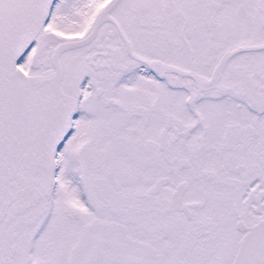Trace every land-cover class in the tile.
<instances>
[{
	"label": "flooded vegetation",
	"instance_id": "obj_1",
	"mask_svg": "<svg viewBox=\"0 0 264 264\" xmlns=\"http://www.w3.org/2000/svg\"><path fill=\"white\" fill-rule=\"evenodd\" d=\"M87 34V42L59 53L60 87L75 107L54 152L49 190L28 203L47 188L48 175L12 178L14 198L0 220L1 259L163 264L162 231L168 255L176 250L171 264H231L241 237L264 220V0H53L18 65L25 61L19 66L27 74H51L56 45ZM81 115L89 124L72 146L81 147L75 172L79 155L64 166L62 149ZM106 119L101 175L89 149L98 136L92 121ZM129 136L138 151L115 142L132 143ZM149 167L163 171L145 178L153 195L167 183L159 226L149 216L141 226L140 215L126 213L129 199L139 209L140 197L151 194L137 190L134 199L119 188L139 182ZM66 201L97 215L59 228ZM146 201L143 208L151 209ZM108 204L117 218L100 216Z\"/></svg>",
	"mask_w": 264,
	"mask_h": 264
},
{
	"label": "water",
	"instance_id": "obj_2",
	"mask_svg": "<svg viewBox=\"0 0 264 264\" xmlns=\"http://www.w3.org/2000/svg\"><path fill=\"white\" fill-rule=\"evenodd\" d=\"M51 1L0 0V219L14 198L11 181L18 172L48 175L47 188L33 194L28 203L47 194L54 152L75 107V98L60 87L59 53L87 42L89 34L56 45L51 74H27L17 65L46 18ZM0 263L5 264L1 257ZM232 264H264V220L242 236Z\"/></svg>",
	"mask_w": 264,
	"mask_h": 264
},
{
	"label": "rangeland",
	"instance_id": "obj_3",
	"mask_svg": "<svg viewBox=\"0 0 264 264\" xmlns=\"http://www.w3.org/2000/svg\"><path fill=\"white\" fill-rule=\"evenodd\" d=\"M22 65H25V61L20 62ZM19 63V65L22 67V65ZM77 122V128L75 129V131L73 132V134L71 135V137L69 138V140L66 142L64 148L62 149V158H63V164L64 166L67 163V160H69V158H71L73 156V153H76V155H79V157L75 156L74 159H72L73 161V169L71 171H78V164L80 162V151H81V147L78 148L76 151H73V147L72 146H79L81 143H78V140L80 139V141H83L84 139V134H83V127L84 126H88L89 124V120L87 117L85 116H80L79 118L76 119ZM93 125L92 127H96L98 129L97 133L98 136L93 137L91 139V146L92 149H89L90 154L92 156L91 158V168L97 170V172L99 174L103 173L102 169H103V165H104V160H101V148L102 146H104L105 142L108 141L109 139H107L108 133H106V135H102V133L107 132L108 131V121L107 119L104 121H96L93 120ZM136 122V121H135ZM133 122V123H135ZM130 122H128L127 125H129ZM101 134V136H100ZM128 138H130L132 140V143H126L127 138H119L117 140H115V142H120V145L123 147H121L122 149L127 148L125 147V145L127 144L128 146L132 147L133 150H137L136 148L137 145V141L134 140L133 136H129ZM154 140H158V138H152ZM111 142H113V140H111ZM117 144V145H118ZM130 150V148H128ZM163 154V153H162ZM84 164L86 166V155L84 156ZM137 167V166H136ZM150 171H143V176H140L141 178L139 179V182H133L130 184V182L125 183L124 185H121L119 188L121 189V191H123L124 196L125 197H129V198H136L134 195L140 193L141 195H147V194H151L150 198H144V197H140V203H139V209L137 208L136 205H134V203L132 202L131 199H129L128 203L131 204V206H129V208L126 210L125 206H122V211L124 212L126 210V213L130 214L131 217L133 216H141L142 219V223L141 226H145L146 224V217L149 216L152 219H156L155 223L156 226L158 225V222L160 221V223H162L164 221V212L167 209L166 203H163V199L167 200V183L166 185H164L162 187V191H158L156 192V195H153L150 192V187L152 184H150L151 182L149 181L150 178H147V180H145L146 176L148 175H152V174H156V175H161L163 173V171L161 170H154L152 167H149ZM102 175V174H101ZM121 178V177H120ZM145 180V181H144ZM144 181V182H143ZM74 182V181H73ZM137 190L139 191L137 193ZM75 193V190H73ZM93 192V191H92ZM163 192V193H162ZM92 195H95V193L93 192ZM164 196V197H162ZM147 200V201H146ZM148 202L149 205H153V207L151 209H144L143 206L146 204L145 203ZM74 202H68L66 201V204L64 205H59V214H58V219L55 220V224H57V226L59 228H66L68 226L74 227V226H78L82 220H80V218H83L84 220L89 217H93L96 216L97 213L96 212H89L87 211L84 207H74ZM104 207L106 204H102ZM115 206L113 204H108V206L106 207V210L103 212H100V216L105 215V219L109 220V219H115L118 216L117 213L115 212ZM73 214H76L77 216L75 218H73ZM160 218V220L158 221V219ZM91 219V218H90ZM152 219L147 220V226H154V221ZM115 224V223H113ZM130 226H133L132 223H129ZM109 228V226H107ZM110 228H116V226H110ZM117 229V228H116ZM118 230V229H117ZM119 231V230H118ZM161 232V236L159 238V241L163 242V245L161 247L158 248V252L162 255V262L163 264H171L172 262V256L173 254L176 252V250H172L171 255L169 256L167 253V243L170 241L167 238V241H163L161 239V237H164V235ZM103 233V232H102ZM105 234L109 233L108 231H104ZM109 237V235H108ZM108 250H111L110 247ZM78 260L79 257L76 256L75 258V264H78ZM93 264H100L97 262H93Z\"/></svg>",
	"mask_w": 264,
	"mask_h": 264
}]
</instances>
